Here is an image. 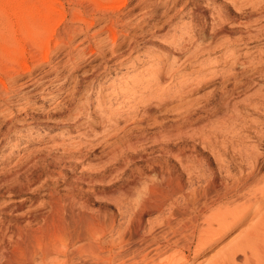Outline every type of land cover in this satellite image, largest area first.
<instances>
[{"label":"rangeland","instance_id":"374dc122","mask_svg":"<svg viewBox=\"0 0 264 264\" xmlns=\"http://www.w3.org/2000/svg\"><path fill=\"white\" fill-rule=\"evenodd\" d=\"M51 1L56 16L51 36L44 35L50 61L34 72L46 74L40 86L27 94L31 87L19 76L10 91L0 87L8 104L0 102V262L17 230L66 241L57 225L70 209L113 218L104 239L123 232L125 249L136 252L152 229L156 237L163 232L168 201L159 211L135 210L141 200H162V175L180 180L183 193L209 181L221 185L230 174L244 180L249 167L241 154L249 151L256 167L247 188L217 204L213 230L170 264H264V14H254L251 3L241 15L231 0ZM5 2L0 29L12 34L15 4ZM194 5L221 17L196 16ZM116 18L115 38L103 28ZM83 20L91 24L86 30ZM21 45L45 50L38 42ZM7 67L0 60V79L8 78ZM96 96H105L100 106ZM105 112L108 123L100 120ZM129 191L133 196H119ZM119 202L127 203L124 213Z\"/></svg>","mask_w":264,"mask_h":264},{"label":"bare ground","instance_id":"6f19581e","mask_svg":"<svg viewBox=\"0 0 264 264\" xmlns=\"http://www.w3.org/2000/svg\"><path fill=\"white\" fill-rule=\"evenodd\" d=\"M2 1L3 3L5 1H7L5 3H8L9 1V3L12 2L15 4L14 7L12 6V9L10 6L9 7L11 9V12H13V14L17 17L16 21L18 22V31L15 30V32L13 31L14 33L12 34L4 33L7 31L6 29H13V25H7V21L4 22L7 23L4 26V30L6 31L2 32L1 29L3 28L0 29V60L1 62H5L8 66L6 72L4 73L8 76V78L5 80L3 78L0 79V87L3 91L8 92L12 89L10 88V85L16 83V78L22 76L27 78L23 85L31 87L30 91H26V93L28 94L40 86V80H42L43 76L46 75L41 74L40 76L38 74L36 75L34 72H36V70L43 65L47 64L48 61H50L48 52L49 40L47 39V41L45 38H50L51 36V17L56 14L53 7V1L40 0L43 4L42 9L39 8V0H37L36 3H32V1L30 0ZM126 1L127 0H112V2H114V4H112L113 6H117V4L119 6H122L126 4ZM232 1H237L239 3L235 4L239 5V8H237L238 10H241L240 14L243 11L242 8L244 7L245 9V7H248V5L251 6V3L254 8V14H264V0H231V2ZM231 2L229 1V3ZM208 3L211 2L209 1ZM212 6L213 7L210 8L213 9L214 5ZM212 9L207 8V6L203 7L200 5H194L192 8V12L196 16H201V18L203 19L211 16V20H213L214 22V19L216 17L217 19L220 18L221 15L217 14V16H215L214 13L217 12H210L212 11ZM0 12L2 11L0 10ZM38 15L40 17H38ZM213 15L215 18L213 17ZM78 21V24L82 22L79 19ZM111 21V25L104 26V28H102L103 30H105L104 32L107 33L106 35L109 36L111 34V37L113 35V37L116 38L119 34L114 29H116V26L120 27V25L117 24L118 18L114 20L111 19ZM4 23L2 24L4 25ZM90 25L91 24L83 20V27L85 26L83 30H86L88 27H90ZM72 29H74V31H77L76 27ZM115 31L117 32V36L115 34ZM48 32L50 36L46 35L45 37L44 35ZM69 32L70 31H68V33ZM80 32L81 31H79L78 33ZM72 33L74 34L75 32ZM122 35L125 36V34ZM181 38L183 39L184 35H182ZM31 41L34 43L38 42V44H40V46L45 49H43L44 52H42L41 48V51H39V46L37 48V53L28 52L26 50L27 48L21 45L23 42L28 43ZM48 71L49 70H47L46 72L48 73ZM154 74L160 79L161 72L159 73V70L154 72ZM187 81L188 80H186V82ZM22 89H18L19 91H17L16 94H19L23 97L25 94L23 93ZM5 92L0 91V102H6L7 104V99L5 100L3 98V93ZM32 95L33 94H30L28 95V97ZM104 97L105 96H96L95 106H100L105 99ZM125 103H127V101ZM104 114L105 115H103L100 120H103L104 122V119H106L105 123H108L109 116L107 117L106 112ZM248 152L249 151H246L245 153L241 154L242 160L244 161V163H247L249 167L246 178H244V180L241 177L230 174V181H225V183H222L221 185H217L214 181H209L208 186L199 191H197L195 188H191L190 192L183 193V185L180 180L174 177L172 178L169 175V177L162 175L159 183L160 186L156 188V190H159V193L162 195V200L149 199L148 202L150 203L141 200L140 202H137L135 204V210L140 212H144L147 210L159 211L162 207L163 201H168L169 212L166 216L162 217L159 222V227L163 230V232L159 237H156L154 236V229H152L148 234V237L143 236L141 238V240L145 242L144 246L136 252L134 251L133 253H128L125 249L124 244L126 242V239L123 232H118L115 237L109 236L110 238L104 239L106 234H110L113 232V218H111L107 222L105 220L101 221L98 216L80 212L75 213L72 209H70L68 211V217L62 218V220L58 221L57 225L59 230L63 231V233L66 232V241H63L61 237L55 236V233L52 235H47L45 232L42 233L41 231L24 232L17 230V240L11 242L9 248L4 247L1 250L0 264H82L83 262H87L88 264H157L158 261L156 259L159 258L161 254L166 252H170L168 254V257H166L164 261L161 260L159 264H170L176 256L186 257V253L190 252L193 244H195L196 241H198L204 233L209 234V231L213 230L212 228H208L212 227V224L217 221L219 217L218 212L221 211L222 208L217 204L228 200L234 194L247 188V180L250 176L253 175L256 167L255 156L252 153ZM227 171L228 169L225 170V172ZM200 175L201 174H199L198 177H200ZM210 193L213 194L212 198L207 197ZM131 195L133 196L131 191H129L128 193L120 192L119 194V196H123L126 198H128L129 196L131 197ZM143 195L145 196V192ZM176 196L181 197V203L178 204V200L175 199ZM118 205L119 211L121 213H124L122 210L126 208L125 205H127V203L123 205L122 202H119ZM243 206L247 208L249 205ZM243 206H241L242 208L234 206V208L244 210L245 208H243ZM224 207L230 208L231 206L229 204L227 205L226 203ZM134 227L135 233L138 236L141 230L140 219H138L136 223L134 222ZM37 232L41 233V235L37 236Z\"/></svg>","mask_w":264,"mask_h":264}]
</instances>
